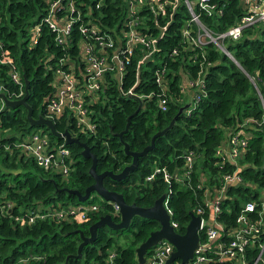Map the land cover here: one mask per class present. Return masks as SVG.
Instances as JSON below:
<instances>
[{"label":"trees","instance_id":"16d2710c","mask_svg":"<svg viewBox=\"0 0 264 264\" xmlns=\"http://www.w3.org/2000/svg\"><path fill=\"white\" fill-rule=\"evenodd\" d=\"M50 1L0 0V93L9 99H18L24 95L27 81L26 103L33 117L46 115V103L55 88L53 72L58 58L64 56V66H72L79 76L80 66H83L79 42L84 36L77 30L78 22L72 40L64 48L56 43L54 32L45 23L33 40L34 27L47 13ZM75 2L85 20L102 31L111 32L114 39L121 34L128 0ZM166 8V18H169L171 9ZM246 8L244 0H207L204 6L196 4L195 12L205 26L219 33L248 13ZM172 12L167 27L157 39L156 50L139 66L137 62L142 51L136 48L138 50L126 65L121 87L117 77L107 72L103 90L85 94V107L94 123L93 131L78 125L68 109L52 119L56 131L68 130L89 146L96 157L97 172H118L132 160V155L124 150L125 142L130 150L143 149L150 144L152 135L170 122L179 107L189 103L176 116L175 122L155 137L147 153L138 156L135 167L126 176L117 179L105 175L102 179L107 189L122 193L127 203L140 206L151 205L165 193L177 222L176 231L184 233L190 212L194 213L195 207L201 205L202 190L195 183L212 184L215 182L212 176L233 167L231 163L223 167L215 164L218 160L215 150L235 130L242 128L247 139L243 155L238 159L242 181L229 186L224 204H229L230 209L223 210L219 218L233 221L240 201L257 199L264 193V108L261 101L264 99V19L244 26L238 38L223 39V45L232 54L229 56L211 41L196 45L182 34L185 25L193 31L197 29L188 21L191 16L183 0ZM140 13L146 23L141 30L156 34L153 13L146 4L141 5ZM158 19L162 22L160 16ZM10 63L18 70L21 85L12 80ZM163 65L167 69L168 83L164 110L159 105L160 89L154 79V70ZM198 77L202 79V86L186 85L189 95L182 92L185 81L186 84L188 79L194 82ZM137 79L134 92L151 93L150 97L138 99L124 92ZM196 92L200 98L194 102ZM128 118V129L119 135ZM35 130L47 133L51 145L64 144L69 148L70 168L66 174L41 167L18 146V141L29 138ZM82 148L76 141L66 143L64 137L54 135L46 125H31L24 104L6 105L0 97V264L136 263L135 247L160 226L154 218L135 215L128 227L120 229L104 224L97 228L94 239L82 246L81 256L78 255L80 232L89 235L91 223L101 214H112V204L102 197L100 208L89 212L85 219L47 215L28 222L31 209L45 212L51 207L85 202L67 192V188H76L83 193L94 181L88 171L92 159L81 154ZM186 150L197 154L190 175L192 187L186 185V176L181 181L174 178L182 169ZM156 167H164L172 178L164 179V172L159 171L148 179ZM229 196H238L241 200ZM112 215L115 220L119 219V213ZM111 253H114L112 261ZM216 264L232 262L225 260Z\"/></svg>","mask_w":264,"mask_h":264},{"label":"built area","instance_id":"2783aa9c","mask_svg":"<svg viewBox=\"0 0 264 264\" xmlns=\"http://www.w3.org/2000/svg\"><path fill=\"white\" fill-rule=\"evenodd\" d=\"M179 1L128 0L121 34L114 39L111 32L102 31L95 24L84 19L75 0H51L47 13L34 27L33 40L37 39V33L41 29V25L45 23L54 32L56 43L64 48L72 40L73 29L75 23L78 22L77 30L84 36V40L79 42V55L83 66L79 65L78 74L82 76L80 77L76 75L72 66H64V56L58 58L59 63L53 72L55 88L47 100L45 116L52 118L68 109L75 116L78 125L93 131L94 123L91 122L88 109L85 107V94L99 89L103 90L107 72L113 73L117 77L121 87L126 65L133 54L135 55L138 49L142 51L137 66L152 55L156 50L157 39L163 34L170 17H172V11L176 9ZM183 1L191 16L188 21L193 22L197 29L193 31L191 27L185 25L182 34L189 37L191 42L196 45L211 41L229 56L232 54L223 45V39L225 37L238 38L244 26L264 19V0H244L248 13L243 14L240 20L228 29L214 33L201 22L199 14L195 12V5L204 6L207 0ZM99 3L98 1L96 5L98 6ZM143 4H146L153 13V26L157 29L156 34L141 30L142 24L145 23L143 14L140 13ZM167 6L171 9L170 14L168 13L169 18H166ZM159 16L162 22L159 21ZM143 28L145 29L144 25ZM175 51L176 49H173V52ZM2 61L8 62L6 59H2ZM71 62L74 64V60ZM10 65L9 72L12 80L21 85L18 70L12 63ZM166 70L165 65L154 70L155 83L160 89L157 94L159 105L163 110L166 109L165 99L168 89ZM137 82L138 79L132 87L124 92L136 96L138 99L150 97L151 93L134 92L133 88ZM192 84L202 86V79L198 77L194 82L188 79L187 84L185 81L182 86V92H186V85ZM199 98L200 94L196 92L193 101L196 102ZM261 101L264 108V99ZM246 143L247 139L242 128L231 132L226 141L216 148L215 155L218 160L215 164L223 167L231 163L233 167L212 176L215 180L212 184L195 183L202 190V199L201 205H197L194 210V214L199 215L201 220L198 229L199 240L192 257L186 263H182L179 259L167 262L174 250V245L169 240L162 238L147 251L142 264H216L225 260H230L232 264H264V193L258 195L257 199L247 201H240L241 197L238 196H229L240 201L239 211L233 221L219 218L223 210L229 211L230 209L229 204H224L229 186L242 181V176L238 173L240 170L238 159L243 155ZM17 144L24 148L41 167L59 170L64 174L68 172L70 168L69 148L64 144L51 145L47 133L35 130L29 138L20 140ZM196 156L197 154L193 150L184 151V164L182 169L174 174L175 180L181 181L186 176V185L192 187L190 175ZM159 171L164 172V179L172 178L171 173L164 167H156L147 178L151 179L154 173ZM200 180H203L202 176H200ZM109 202L113 207L112 214L118 213V203L116 201ZM164 205L170 215V223L176 230L177 222L168 206L167 195ZM99 208L100 204L97 202H84L60 205L59 208L51 207V209H45V212L31 209L28 213V222H32L36 217L44 218L47 215L82 220L89 212L97 211ZM113 256L114 253H111L110 261Z\"/></svg>","mask_w":264,"mask_h":264},{"label":"water","instance_id":"95a60500","mask_svg":"<svg viewBox=\"0 0 264 264\" xmlns=\"http://www.w3.org/2000/svg\"><path fill=\"white\" fill-rule=\"evenodd\" d=\"M0 97L3 98V101L6 105H16V104H24L27 107V117L30 121L31 125H46L47 128L53 133L54 135L60 137H64L66 143H72L74 141L79 142L83 148L81 150V154L84 157H91L92 163L89 167V173L94 177V181L89 184L85 189L84 192L81 193L76 188H67V192L74 193L77 195L78 199L83 201L86 200L91 192H95L99 194L104 200L108 201H116L119 205V219L115 220L114 215L111 213H104L99 216V218L90 224L89 226V235H84L80 232L82 240L78 245V255L81 256L82 254V246L87 243L91 242L95 235L97 228L102 225H107L113 229H120L126 228L129 226L131 219L135 215H139L141 217L146 218H154L159 222V227L150 231L149 235L141 241L136 247V263L135 264H142L145 259V254L147 253L148 249L152 247L154 244L157 243L160 239H167L174 245V250L172 251L169 259L167 262H171L173 260L179 259L182 263H186L189 258L192 257L193 251L196 248L199 240L198 229L200 226V216L194 214L192 211L190 212L191 217L186 225V229L184 233H179L174 230L172 224L170 223V215L164 205V199L166 197L165 193H162L159 197H157L154 202L149 206H140L136 203H127L124 199V196L120 192H116L113 190L107 189L103 184V177L105 175H109L112 178H122L126 176L129 171L135 167L137 163V158L139 155L146 154L147 151L154 145L155 137L163 134L174 122L175 118L178 114H180L184 108L188 106L189 103H186L179 107L177 113L174 117L170 120V122L163 127L162 129L157 130L153 135L150 144L146 145L141 150H130L128 144L124 143V150L126 153L132 155V160L130 163L126 164L120 171L114 172L112 170H103L101 172L96 171V157L90 151L89 146L80 141L77 137L72 136L68 130L63 132H58L55 130L53 119L47 117L45 115H39L38 117H33L31 115V108L26 103L27 97V81L25 82V93L22 97L18 99H9L6 97L4 93H0ZM129 118L126 124V127L120 131L118 134L121 135L123 131L128 129Z\"/></svg>","mask_w":264,"mask_h":264},{"label":"rangeland","instance_id":"374dc122","mask_svg":"<svg viewBox=\"0 0 264 264\" xmlns=\"http://www.w3.org/2000/svg\"><path fill=\"white\" fill-rule=\"evenodd\" d=\"M186 95H189L187 92H185ZM262 99V98H261ZM185 100V99H184ZM187 100V99H186ZM101 196L99 194H95V192H91L90 196L84 200L85 202H97L99 204H102V200L100 198Z\"/></svg>","mask_w":264,"mask_h":264}]
</instances>
